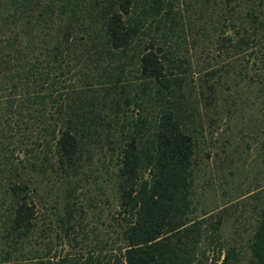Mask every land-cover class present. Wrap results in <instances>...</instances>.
Wrapping results in <instances>:
<instances>
[{
    "label": "trees",
    "instance_id": "trees-1",
    "mask_svg": "<svg viewBox=\"0 0 264 264\" xmlns=\"http://www.w3.org/2000/svg\"><path fill=\"white\" fill-rule=\"evenodd\" d=\"M245 129L264 147V0H0V264H264L263 184L249 228L198 214Z\"/></svg>",
    "mask_w": 264,
    "mask_h": 264
},
{
    "label": "rangeland",
    "instance_id": "rangeland-1",
    "mask_svg": "<svg viewBox=\"0 0 264 264\" xmlns=\"http://www.w3.org/2000/svg\"><path fill=\"white\" fill-rule=\"evenodd\" d=\"M225 127L224 123L223 128ZM218 134L208 143L210 157L204 155L202 162L203 170L197 188L200 195L198 214H203L204 209L213 212L232 207L234 216L238 219L234 228H249L248 215L242 216L243 211L238 204L241 202V195L249 188L263 184L261 189H264L262 137L260 135L255 139L248 129L234 132L231 136L225 131L223 135H220V131ZM222 149L225 151H221Z\"/></svg>",
    "mask_w": 264,
    "mask_h": 264
}]
</instances>
